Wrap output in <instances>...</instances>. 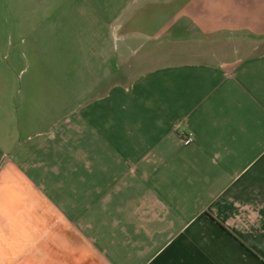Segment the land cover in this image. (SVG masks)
Here are the masks:
<instances>
[{"label": "crops", "instance_id": "1", "mask_svg": "<svg viewBox=\"0 0 264 264\" xmlns=\"http://www.w3.org/2000/svg\"><path fill=\"white\" fill-rule=\"evenodd\" d=\"M137 2L0 67V264H264V0Z\"/></svg>", "mask_w": 264, "mask_h": 264}, {"label": "rangeland", "instance_id": "2", "mask_svg": "<svg viewBox=\"0 0 264 264\" xmlns=\"http://www.w3.org/2000/svg\"><path fill=\"white\" fill-rule=\"evenodd\" d=\"M135 1H138L137 4L139 5L144 0H0V67L9 64V58L17 56V51L44 44L42 42L54 34L57 45L56 52L62 56L56 61L55 72L59 76L63 67L62 61L66 58L67 61L71 58H74V60L80 59V52L69 47L66 40L68 37L67 31H76V29L80 31V25H82L80 17L97 15V18L108 19L112 23L113 19H127L129 13L141 18L145 13L140 10L133 9L130 12L132 8L130 4L128 6V3ZM135 21L137 23L132 21L127 25V30L141 32L140 22ZM91 24L94 23L91 22ZM114 31L119 33L117 30ZM132 42L135 45L131 61L134 68L132 67L131 71L128 69L129 74L134 73L137 70L136 68L151 64L156 59L163 58L165 63L173 62L178 59L177 57L182 52L196 49L190 48L191 43L189 41L173 42L167 38L165 41L155 43L148 41L142 44L133 38ZM137 44L140 45L136 46ZM117 46H121L118 40ZM78 48L80 50V47ZM263 51L264 45L256 50L258 53ZM74 64H80V60ZM75 69H77V65L74 66L73 78H80V88L88 87L91 78L83 77L80 75V70L75 71ZM52 71H54L53 68Z\"/></svg>", "mask_w": 264, "mask_h": 264}, {"label": "built area", "instance_id": "3", "mask_svg": "<svg viewBox=\"0 0 264 264\" xmlns=\"http://www.w3.org/2000/svg\"><path fill=\"white\" fill-rule=\"evenodd\" d=\"M182 136V140L184 141V144H189L192 141V134L190 133H184L183 131L180 132Z\"/></svg>", "mask_w": 264, "mask_h": 264}]
</instances>
